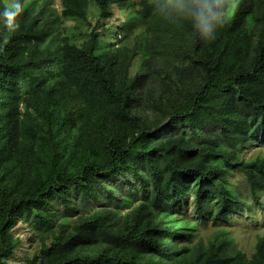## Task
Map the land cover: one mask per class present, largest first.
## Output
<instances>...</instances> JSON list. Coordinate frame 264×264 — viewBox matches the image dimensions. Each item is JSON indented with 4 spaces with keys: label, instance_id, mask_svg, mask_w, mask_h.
<instances>
[{
    "label": "trees",
    "instance_id": "trees-1",
    "mask_svg": "<svg viewBox=\"0 0 264 264\" xmlns=\"http://www.w3.org/2000/svg\"><path fill=\"white\" fill-rule=\"evenodd\" d=\"M211 3L199 30L198 0H62L89 31L57 56L41 48L51 19L25 9L10 26L0 0V264L19 221L41 235L24 264H264V236L247 256L227 237L194 242L176 215L190 199L202 224L250 210L232 171L264 208V155L241 157L264 143V0ZM113 7L141 27L99 55Z\"/></svg>",
    "mask_w": 264,
    "mask_h": 264
},
{
    "label": "rangeland",
    "instance_id": "rangeland-1",
    "mask_svg": "<svg viewBox=\"0 0 264 264\" xmlns=\"http://www.w3.org/2000/svg\"><path fill=\"white\" fill-rule=\"evenodd\" d=\"M2 2L6 7L12 9H14L15 4H19V12L25 9L33 13L43 12V14L51 19L48 26H51V28L54 27V31L41 45V48H49L51 51H54L57 56H60L63 44L79 45L89 31V28L80 18L63 16L62 13L64 8L62 0H2ZM113 12V17L100 21L98 26L101 36V44L97 50V54L99 55L112 40H117L120 46H130L134 34L137 32V29L141 27V23L136 24L138 22L136 15H132L120 22L121 19L117 18L118 11L116 7H113ZM87 17L92 23L97 24L98 18L96 8L91 2L88 4ZM120 26H124V28H120ZM140 70V59L136 57L130 65L129 74L133 76ZM19 85L21 87V92L25 93L28 89L27 81H20ZM23 109V103L21 102V116ZM62 134L66 137L65 132ZM256 155H264V143L261 141L248 144L241 153V157L244 159H249ZM227 177L235 193L239 197L246 199L247 203L251 205L250 210H243L242 213L233 214L224 222H208L207 224H202L193 211V203L190 199L186 206L179 205L177 207L176 215L186 219L193 226L197 225L194 242L199 238H202L203 241L207 243L214 240L219 241L227 237L232 246L239 248L247 256H250L254 251L258 238L264 236V208L262 209L256 206L251 198L248 197L246 182L240 172L232 171ZM9 232L15 238L19 239V244L12 256L5 261V264H24L25 259L27 257H32L39 249L41 239L40 232L33 230L32 225L27 221H19Z\"/></svg>",
    "mask_w": 264,
    "mask_h": 264
},
{
    "label": "clouds",
    "instance_id": "clouds-1",
    "mask_svg": "<svg viewBox=\"0 0 264 264\" xmlns=\"http://www.w3.org/2000/svg\"><path fill=\"white\" fill-rule=\"evenodd\" d=\"M212 3L211 0H198V6L195 8L194 20L196 27L199 30H204L207 28L210 18L214 15L212 13ZM20 9L19 4L14 5V10H5L3 16L8 18V23L12 26V20L15 15H17Z\"/></svg>",
    "mask_w": 264,
    "mask_h": 264
}]
</instances>
